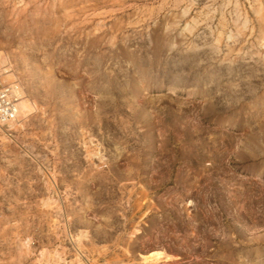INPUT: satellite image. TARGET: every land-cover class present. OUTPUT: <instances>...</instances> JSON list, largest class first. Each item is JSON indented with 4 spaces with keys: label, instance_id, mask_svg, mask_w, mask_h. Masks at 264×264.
Instances as JSON below:
<instances>
[{
    "label": "rangeland",
    "instance_id": "rangeland-1",
    "mask_svg": "<svg viewBox=\"0 0 264 264\" xmlns=\"http://www.w3.org/2000/svg\"><path fill=\"white\" fill-rule=\"evenodd\" d=\"M0 66V264H264V0H0Z\"/></svg>",
    "mask_w": 264,
    "mask_h": 264
},
{
    "label": "built area",
    "instance_id": "built-area-1",
    "mask_svg": "<svg viewBox=\"0 0 264 264\" xmlns=\"http://www.w3.org/2000/svg\"><path fill=\"white\" fill-rule=\"evenodd\" d=\"M24 97L21 83L14 78L8 66H0V128L8 131L19 115ZM9 132V131H8Z\"/></svg>",
    "mask_w": 264,
    "mask_h": 264
},
{
    "label": "bare ground",
    "instance_id": "bare-ground-1",
    "mask_svg": "<svg viewBox=\"0 0 264 264\" xmlns=\"http://www.w3.org/2000/svg\"><path fill=\"white\" fill-rule=\"evenodd\" d=\"M20 107L23 108L24 107V104H20ZM167 259H169V257L164 256L163 259H158L157 258L154 262H158L159 260H167Z\"/></svg>",
    "mask_w": 264,
    "mask_h": 264
}]
</instances>
